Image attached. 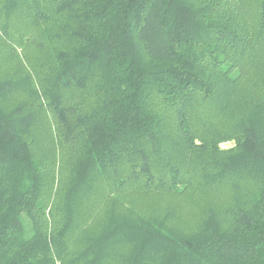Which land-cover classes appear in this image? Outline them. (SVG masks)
Returning a JSON list of instances; mask_svg holds the SVG:
<instances>
[{
	"label": "trees",
	"instance_id": "16d2710c",
	"mask_svg": "<svg viewBox=\"0 0 264 264\" xmlns=\"http://www.w3.org/2000/svg\"><path fill=\"white\" fill-rule=\"evenodd\" d=\"M21 1L70 178L35 161V111L0 108V264H264V0ZM15 90L0 80V102ZM197 187L217 192L199 222L161 208Z\"/></svg>",
	"mask_w": 264,
	"mask_h": 264
},
{
	"label": "rangeland",
	"instance_id": "374dc122",
	"mask_svg": "<svg viewBox=\"0 0 264 264\" xmlns=\"http://www.w3.org/2000/svg\"><path fill=\"white\" fill-rule=\"evenodd\" d=\"M10 1L0 0V80L16 84V90L8 101L0 102V108L10 110L23 103L35 111V126L38 124L39 133L36 137H30L34 142L35 161L44 168L45 178L54 176L65 187L66 181L70 178L68 157L56 142L51 120L46 119L48 107L44 96L43 78L51 70L52 63L48 54L45 55L40 47L41 26L36 19L38 7L37 4L35 6L32 4L30 8L26 5L22 6L21 0H17V6L12 7L8 6ZM232 145V142L222 143L220 148L225 150ZM118 196V191L104 188L103 197L89 203L91 207L82 209L85 214H82L80 222L78 221L75 225L72 236L79 238L81 233L92 231L101 216L109 209L111 201ZM210 201H217L216 189L197 187L174 200L162 201L161 208L172 205L180 209L182 214L195 224L205 216L206 207L209 206ZM54 205L55 209L51 216L56 218L61 201H55ZM117 211L119 216L129 215V211L124 208ZM23 220L27 236H31V224L25 216ZM188 220L185 219V221ZM74 246L78 247L77 244Z\"/></svg>",
	"mask_w": 264,
	"mask_h": 264
}]
</instances>
